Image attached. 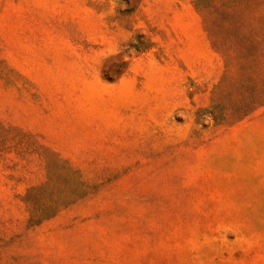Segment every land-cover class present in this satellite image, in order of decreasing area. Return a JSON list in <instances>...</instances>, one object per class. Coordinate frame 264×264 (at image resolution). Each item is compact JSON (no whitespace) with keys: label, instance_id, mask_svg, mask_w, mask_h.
Listing matches in <instances>:
<instances>
[{"label":"rangeland","instance_id":"rangeland-1","mask_svg":"<svg viewBox=\"0 0 264 264\" xmlns=\"http://www.w3.org/2000/svg\"><path fill=\"white\" fill-rule=\"evenodd\" d=\"M0 264H264V0H0Z\"/></svg>","mask_w":264,"mask_h":264},{"label":"trees","instance_id":"trees-1","mask_svg":"<svg viewBox=\"0 0 264 264\" xmlns=\"http://www.w3.org/2000/svg\"><path fill=\"white\" fill-rule=\"evenodd\" d=\"M216 1H221V0H196V4L198 7L200 8H205V9H208V8H211V6L216 2ZM55 204L52 206V210H51V213L48 212V209H43V210H40L39 208L36 209V213L34 214V217H38L39 220L40 219H45L46 217L50 216V215H54L58 212V208H59V205H60V202H54ZM66 203V202H64Z\"/></svg>","mask_w":264,"mask_h":264},{"label":"clouds","instance_id":"clouds-1","mask_svg":"<svg viewBox=\"0 0 264 264\" xmlns=\"http://www.w3.org/2000/svg\"><path fill=\"white\" fill-rule=\"evenodd\" d=\"M111 10V9H110ZM116 51H118V49H112L110 53H106L105 55H108V54H114ZM103 58V57H102ZM101 58V59H102ZM97 63H99V61H97ZM94 78H97L98 79V76L94 73Z\"/></svg>","mask_w":264,"mask_h":264}]
</instances>
